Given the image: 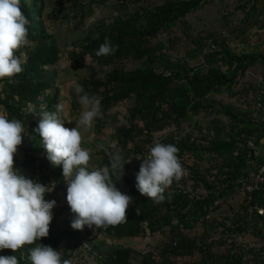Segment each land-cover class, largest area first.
Here are the masks:
<instances>
[{
    "label": "trees",
    "instance_id": "trees-1",
    "mask_svg": "<svg viewBox=\"0 0 264 264\" xmlns=\"http://www.w3.org/2000/svg\"><path fill=\"white\" fill-rule=\"evenodd\" d=\"M73 1L76 2L77 0ZM90 1L97 5H103L109 0ZM207 1L187 0L173 3L169 0H163L160 5H153L149 8L141 7L140 11L117 16L106 28L89 32L80 45V53L76 51L70 53L69 56L73 63L78 62L82 55H88L95 64L89 67L90 73L82 80L81 85L85 92L102 98V111H107L124 100H132V106L127 111V120L132 124L118 127L115 133L118 148L124 150L128 142L137 135L145 136L146 142H150L153 132L164 130L170 123L178 129L191 116L197 115L205 109L207 115L213 116L215 121V111L207 109L212 105L209 104V106L205 103L208 95L220 92L223 87L231 84L238 75L243 74L256 64L257 59L250 55L237 56L232 54L230 47L223 40L219 43V51L203 54V39L199 36L192 38L193 48L185 53V59L182 60H173L168 57L163 41L153 43V39L162 30H169L174 27L179 19L184 18L191 10L197 9L199 4ZM20 6L30 21L28 25L30 43L19 49L16 54L26 53L27 62L23 65L24 70L20 74L0 81V108L7 112L9 119L16 118L23 122L25 131L17 151L22 150L23 144H27L23 150L25 153L23 163L33 165L37 159L31 157L30 152L43 150L41 138L34 131L39 123V115L43 110L55 111L54 106L59 101V91L53 85L51 77L45 72L47 68L54 66L57 62L59 49L54 36L45 25V18L42 14L44 10L43 0H21ZM238 9L244 13V22H248L251 16L254 18L258 15L264 16V0H245ZM83 19L84 14L80 16V21ZM255 26L263 29L264 17L262 21L255 22ZM185 28L186 25H184ZM236 31L241 32V29ZM105 37L110 38L113 45H118V50L106 57H96L95 51L98 50V46L103 43ZM197 57L202 59L206 71L189 63L188 60H194ZM129 60L140 62V67L125 71L122 63ZM96 65L108 68L103 73V77L98 76ZM223 66H227L228 70L232 69L229 76L221 71ZM245 88H249V85ZM239 90L243 91L242 87H239ZM257 92L256 90L254 108L260 109L264 107V97L261 99V95H258ZM257 104H260L259 108H256ZM28 109H30L29 114L26 112ZM106 121V118L102 119L103 124ZM134 121L141 122L142 127L135 125ZM233 121L237 125H243L241 131L246 135L254 132L257 134L253 142L254 145H257L259 139L264 137V129H259L258 125L239 119L235 115H233ZM209 124L212 125L213 123L209 122ZM99 128L100 126L97 130ZM209 132L212 133L211 137H208ZM221 132L222 128L217 125L200 134L201 139L211 142L210 149L196 145L194 139L189 137L182 138L177 144L174 143L171 135L159 141L165 144H175L178 147V158L182 166L185 164L182 161L184 157L191 158V163L184 165L187 171L189 169L186 177H182L178 182L174 181L166 189L164 201L161 203H155L139 193L136 188V179L132 177L126 166H123V175L119 181L117 174H122V169L118 168L115 172L110 169L112 182L116 183L119 191L131 196L133 203L129 205L124 221L107 228H100L98 231L106 236L117 238H140L153 236L167 227L172 236H179V241H176L174 247L165 246L161 260H156L153 253L146 254L142 258L141 264H168L170 257L191 255L194 252V247L181 232L192 229L199 220L204 235L211 234V229L214 232L218 226L224 227L226 223H229V218L215 219L217 216L215 213L224 204L223 202L217 203V199L222 197L223 200H226L232 196L235 186L241 187V183L239 184L238 181L241 176L247 177L251 171L257 173L264 165V161L254 155L251 157L254 164H249L244 157L246 151L238 149V143L218 141L217 138L220 137ZM254 149L256 147H252V154ZM141 150V147L135 146L132 153L135 156L140 154ZM115 151L116 149L109 151L102 147L100 149V164L110 168V159ZM219 159L220 162L218 163L217 160ZM202 161L209 163L206 177L210 176L212 181L217 180L219 182L220 180L222 186L218 187V191L212 196L197 198V196L187 194L184 189L190 186L188 185L190 180V184L193 183L199 187L196 189H209V185L206 183L208 181L203 180V177H197L195 172L192 173L191 170V164ZM217 164L220 166L216 167ZM37 168L40 171L38 178L42 180L49 179L51 176H54L55 180H63L62 166L52 165L47 159V153L44 155V159L39 161ZM211 171H215V173L212 175L210 174ZM18 172L34 181L26 172L21 170ZM193 185L192 188L195 189ZM252 197L253 203L264 209V191H255ZM253 220L256 224L263 222L264 225V216H256ZM255 230L257 234H261L260 227H255ZM225 231L227 232V229ZM77 232V230L72 229L71 223L70 225H62L57 220L52 219L49 225V235L36 243L51 246L61 251L62 261L69 260L71 264H78L75 259L73 262L74 255L72 256V252H67L62 247L64 242L69 247L71 242L76 240ZM34 246L35 244L25 245L15 253L11 250H3L0 251V256L16 255L19 264H31L28 258V249ZM73 247L74 245L70 248ZM208 248L210 251V247ZM93 250L96 251V248ZM259 252L264 254L263 246L260 247ZM131 255L132 250L130 248H117L101 258L96 264H130ZM208 259L212 260V255ZM228 260L232 264H240L241 262V258L235 257H229ZM258 264H264L263 257L259 256Z\"/></svg>",
    "mask_w": 264,
    "mask_h": 264
},
{
    "label": "rangeland",
    "instance_id": "rangeland-1",
    "mask_svg": "<svg viewBox=\"0 0 264 264\" xmlns=\"http://www.w3.org/2000/svg\"><path fill=\"white\" fill-rule=\"evenodd\" d=\"M169 1L177 3L187 0ZM162 2L163 0H109L103 5H97L90 0H77L76 2L73 0H43L44 10L42 14L45 18V25L48 31L54 36L59 49L57 62L54 66L47 68L45 72L51 77L53 85L59 91V101L63 100L67 104V114L62 117L66 128L71 129L76 127L75 123L78 121L82 110L77 102V94L73 91L72 85H81L82 80L90 73L89 67L95 65L91 58L87 63L85 55H82L78 62L73 63L69 56L70 53L72 51L80 53V45L84 42L88 33L106 28L112 23L115 17L140 11L141 7L149 8L153 5H160ZM244 2L245 0H208L206 3H201L197 9L191 10L184 18L179 19L174 27L169 30H162L153 39V43L163 41L166 45L165 52L167 56L173 60H182L185 59V53L193 48V44L191 43L192 38H197V36L202 39L205 37H213L216 42L226 40L232 54L237 56L250 55L257 59L254 67L238 75L231 84L223 87L218 93H210L208 95L207 102L205 103L206 105H212V107L209 105L210 107H207V109L215 111L216 117L212 125L209 124V117L205 109L200 111L199 114L191 116L188 121L183 122L176 130L177 134L182 138L189 137L194 139L196 145L210 149L211 142L209 143L201 139L200 134L218 125L222 128V132L217 140L238 143V149L246 151L244 157L252 165L254 164V161L251 159L252 155L264 161V137L259 139L257 145H254L253 142L257 134L255 132L249 135L243 133L241 131L243 125L235 124L233 115L239 119L258 125L259 129H264V107L260 109L254 108L256 101L255 91H258L257 93L261 95V99L264 97V28L259 29V27L255 26V22L262 21L264 16L258 15L256 18L251 16L248 22H244V13L238 9ZM81 13L84 14V19L80 21ZM184 25H186L185 29ZM237 29H241V32H237ZM210 34L212 36H208ZM188 61L193 66H199L203 71H206V67L203 65L200 57ZM140 65V62L131 60L123 61L122 63L125 71L138 68ZM96 69L99 77H103V73L108 70L107 67H101L99 65H96ZM221 71L229 76L232 69L228 70L227 66H223ZM248 85L249 88H245ZM239 87H242L243 91H240ZM132 103V100H124L107 111H102L101 108L103 113L102 118L95 119L91 128L80 129L82 137L81 147L90 152V161L88 164L90 170L104 167L100 164V149L102 147L107 148L109 151L116 149L113 156L118 155L121 158V163L124 164L123 166H126L132 177L136 179V174L140 169L138 167L139 164H137V156L139 154L134 156L132 150L135 146H139L142 149L141 151H143L150 142H146L145 136L137 135V137H134L133 140L128 142L127 147L123 150L116 146L115 138L118 127L132 124L127 120V111L132 106ZM0 111L3 110L0 108ZM26 112L29 114L30 109ZM103 118L107 119L105 124L102 122ZM134 124L142 127L141 122L134 121ZM170 124L164 128L167 129V135L170 134ZM99 126L100 128L97 130ZM161 135L162 132L159 131L152 133V137L157 139L161 138ZM26 146L27 144H23L22 150L17 151L14 155V169L26 172L29 177L34 179V182L46 187L52 186L54 183L53 190L46 192L44 199L45 201L52 200L56 202L52 209V219L57 220L62 225H70L74 214L67 204V186L64 179L61 181L55 180L54 176L46 180L38 178L40 171L37 166L39 161L44 159V155L47 152L43 147V150L40 152L33 150L29 155L36 158L37 161L33 165L23 163L25 154L23 150ZM252 147H256L253 154L251 153ZM182 161L185 162L184 165H187L191 163V158L187 159L184 157ZM217 161L219 163L220 159ZM219 166L220 164L216 165V167ZM208 167L209 163L206 161L191 164L192 173L195 172L197 177H203V180L208 181L206 183L209 185V189H196L198 186L192 183L188 184L191 187L188 186L184 189L187 194L197 196V198L212 196L222 186L220 180L219 182L217 180L212 181L210 176L206 177ZM214 173L215 171L210 172L212 175ZM253 174L251 171L247 177H240L238 181L239 184L241 183V187L235 186V191L232 196L226 200H223L222 197L217 199V203L223 202L224 204L215 213L217 214L215 219H228L230 213H234L235 210L242 207L244 196L242 188L246 181L253 179ZM192 185L195 189L192 188ZM194 227L198 229L200 225L195 223ZM255 227L261 228V234H257ZM77 231L76 240L72 241L69 247L64 242L62 247L67 252H72V256L74 255L72 260L74 262L75 259L78 264L79 262H82V264H96L101 258H104L117 248H130L132 250V255L129 259L130 264H141L142 258L146 254L152 253L155 255V259L159 261L162 258L161 254L165 247L164 239L172 236V233L167 227L153 236L140 238L106 236L104 233L99 232L98 229H89L88 227H85L82 231ZM183 231V235L188 238L190 231ZM240 233V239L242 241L245 243L257 241L260 246H263L264 250L263 222L256 224L253 220ZM209 238H212V242L208 246L210 247V252L213 257L220 260L223 258L229 243H235V237L224 229L220 232H213V229H211ZM72 245L74 247L70 248ZM94 248H96V251L93 250ZM80 252H82L83 258L79 261ZM181 256L170 257L167 263L203 264L198 261V252L195 250L189 256ZM241 256L245 257L250 264H258V255L241 253Z\"/></svg>",
    "mask_w": 264,
    "mask_h": 264
},
{
    "label": "clouds",
    "instance_id": "clouds-1",
    "mask_svg": "<svg viewBox=\"0 0 264 264\" xmlns=\"http://www.w3.org/2000/svg\"><path fill=\"white\" fill-rule=\"evenodd\" d=\"M21 0H0V80L20 74L27 62L26 53H16L27 46L30 21L21 10ZM118 45H113L105 37L95 51L96 57L114 54ZM90 57L85 55L88 63ZM77 94L81 112L76 127L66 128L62 117L67 114V104L60 100L55 111L43 110L34 131L39 135L47 159L54 166H62L64 182L67 186L66 200L74 218L71 227L82 231L107 228L126 219V212L133 198L122 193L112 182L110 169H122L117 174L119 181L123 175L121 158L112 156L109 166L89 170L90 152L81 147L80 129L91 128L97 118H102L101 97L85 92L80 84L72 85ZM25 128L21 120L8 118L6 111H0V251L16 252L25 245L31 264H71L62 261L61 251L41 243V238L49 235L52 209L55 201H45L46 187L19 174L14 169V155L21 145ZM175 144L154 142L146 157L139 160L136 174V188L142 196L155 203L164 201V193L174 181L187 174L178 158ZM0 264H19L16 255L0 256Z\"/></svg>",
    "mask_w": 264,
    "mask_h": 264
},
{
    "label": "built area",
    "instance_id": "built-area-1",
    "mask_svg": "<svg viewBox=\"0 0 264 264\" xmlns=\"http://www.w3.org/2000/svg\"><path fill=\"white\" fill-rule=\"evenodd\" d=\"M221 41L216 42L213 37H205L202 42V53H212V52H217L219 51V43ZM224 43L227 45L226 40ZM260 104H257L256 108H259ZM209 117V122L214 123V117L213 116H208ZM167 129L161 130L159 132H162L161 138L157 139L155 137H152V140L146 146L145 150L141 151L139 156L137 157V163L140 165L142 163L141 158H144L147 156L150 147L154 144V142H159L162 138L167 137L166 133ZM176 128L171 125V128L169 130L170 134L173 137V141L175 144L180 142L182 140V137L177 134ZM212 132V131H211ZM206 134V133H205ZM212 133L209 132L208 137H211ZM189 172V169L188 171ZM187 175V174H186ZM185 175V176H186ZM191 182L189 181L188 184ZM264 165L257 171V173L253 174V179L250 181H247L242 188L243 191V200H242V207L239 208L238 210H235L234 213L229 214V219L228 222L226 223V227H218L214 231L220 232L222 229L226 230L227 232L231 233L235 237V243H229L227 246V250L224 254L223 260L216 259L215 257L212 256V260H209L208 257L211 254L209 251L208 246L212 242V238H209V235H204V230L202 228L201 221L199 220L197 223L200 225V228L195 229L193 227L192 229L188 230L190 231V235L188 236V240L192 243L194 250L198 252V261L203 263V264H232L230 262L229 257H235V258H241L240 264H250L247 262V259L243 256H241V253H249L250 255H258L264 258V254L259 252L260 245L258 244L257 241H252L249 243H245L240 239L241 231L245 229L247 224H250L253 221V218L256 216H262L264 214V209L261 207L256 206L253 203V197L252 194L255 191H264ZM183 232L181 234L183 235ZM176 241H179V236L174 235L171 237H166L164 239V246L169 247L172 246L174 247L176 245ZM165 249V247H164ZM83 258L82 252H80V257L79 261ZM79 264H82V262H79Z\"/></svg>",
    "mask_w": 264,
    "mask_h": 264
}]
</instances>
